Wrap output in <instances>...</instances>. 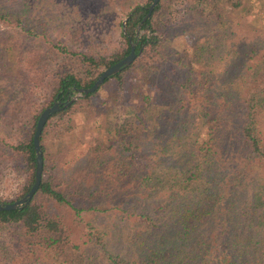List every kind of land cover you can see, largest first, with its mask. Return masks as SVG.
<instances>
[{
	"label": "trees",
	"instance_id": "1",
	"mask_svg": "<svg viewBox=\"0 0 264 264\" xmlns=\"http://www.w3.org/2000/svg\"><path fill=\"white\" fill-rule=\"evenodd\" d=\"M150 1L0 0V172L10 167L21 175L0 203L21 198L33 183L32 134L40 112L58 97L64 101L73 87L91 86L128 53L129 41L136 53L127 67L45 122L38 189L24 207L0 211V227L18 233L5 264H264V52L261 61L213 82L220 73L213 55L219 34L202 35L196 24L213 31L227 18L240 21L252 2L187 0L195 14L177 29L162 19L173 0H158L141 21ZM117 4L115 48L107 55L75 52L48 33L68 31L93 42L87 27L94 16L97 23L113 20ZM69 5L72 14L65 11ZM121 17H127L124 32ZM167 24L170 36L163 32ZM183 33L192 41L175 59L177 81L167 64L153 63ZM37 38L50 53L76 58V68L65 60L56 64L52 92L42 99L35 91L44 80ZM128 72L133 78L125 83ZM111 80L116 89L108 102L125 101V117L117 114L99 128L90 99ZM164 96V106L154 103ZM108 189L120 197H106ZM44 199L74 218L90 210L100 219L87 222L85 239L74 243Z\"/></svg>",
	"mask_w": 264,
	"mask_h": 264
},
{
	"label": "rangeland",
	"instance_id": "2",
	"mask_svg": "<svg viewBox=\"0 0 264 264\" xmlns=\"http://www.w3.org/2000/svg\"><path fill=\"white\" fill-rule=\"evenodd\" d=\"M132 1L140 2L141 0ZM250 2L252 3L249 4V9L251 12L249 16H247L246 18H242L237 22H233L231 19L227 18L226 20L222 21L221 25H217L213 31H211L210 29H206V24L205 28H203V21H196L197 25L199 23L201 24L199 32H201L202 35L210 36L215 33L216 35L217 33L219 34L216 42L217 46H219V50L213 55L215 59L214 61L219 63L220 73L217 74L218 76H214L213 82H223L225 81V76L230 75L232 71H237L238 69L245 68L246 65H254L255 63L262 60L261 54L264 52V36H262V27L264 23V7L260 6L256 0H251ZM119 6L122 5L117 4L114 6L113 11L116 17L113 20L110 19L105 20L104 22L97 23L98 20H96V16H94V22L87 27V33L91 32L96 38L93 42L90 41L92 38H85L84 40V38L78 35L76 36L69 34L68 31H66L64 35L63 31L59 32L58 30L52 33L48 31V33L53 37L60 38L62 41L64 40L68 48L75 52L107 55L113 48H115L114 37L116 28L112 22L116 23V21L119 19V16L121 15ZM167 6H170L172 8V13H166L167 11L165 10L163 12L162 19L170 22V27L172 28H175V26L177 25L178 29L180 22L189 19L190 16L192 17L195 14V10L191 8H189L188 10L187 0H173L171 3L167 4ZM65 11L72 14L70 5L66 8ZM30 12L34 15V9H30ZM39 15L45 17L43 13H40ZM60 19L62 20L63 17H60ZM123 19L124 18L121 17V21ZM170 27L167 24V26H165V28L163 29V32H165L166 35L169 36L171 33V30L169 29ZM3 29L4 27L0 26V32H2ZM190 40L191 39L187 36L186 33H183L182 38L178 39V41H173V39H171V41H173V43L169 47L171 49L167 48V50H165V47L160 49V52L156 57L157 59L153 64H157L158 66H161L160 64L164 65V63L167 64L168 71L170 70V75L178 81L179 74H176V72H179L178 69H176L178 64H174V62L175 59H177L180 55L181 49L187 42H190ZM36 41V45L41 52L40 64L43 69L42 73L44 74V80L35 91L39 92L38 98L42 99L48 98V96L52 92L51 84H49V82L52 73L57 68L56 64L59 63L60 60H65L69 67L76 68V58H70L69 56H66L63 59V55L56 56L53 52H49L51 48L44 40V38H37ZM251 50L253 51L251 52ZM132 74V72H128L125 74V83H129L132 81ZM115 89V81L111 80L106 84H103L97 94L93 95L90 99L92 101L90 102V104L94 108L98 107L99 109L101 120H95L96 123L99 122V128H102V123L104 121L113 118L117 114L119 117H125L124 115H120V112L121 114L123 113L122 111L125 101L122 100L117 104L108 102V94ZM165 100H167L165 96L161 101H159V98H156L154 100V103L164 106L163 104H165ZM127 105L129 106V104ZM193 111L197 113L196 109ZM80 150L81 149H79V151ZM2 164L3 161L0 160V165ZM20 182L21 175L18 174L13 168L7 167L4 171H2V173L0 172V195L11 196L16 191V187ZM106 191V197H120L116 196V192L114 190L109 192L108 189ZM159 195L163 196V193H159ZM43 206L45 209L48 207V211L50 213L57 214L62 226H64L65 231L68 233L70 239L74 243H80L83 239H85L87 222L89 223V225H93L100 219L98 215L90 210L82 212L80 218H74L70 210L66 209L63 212V210L58 209L46 199L43 200ZM110 221L111 218H107V223H109ZM17 234V230H15V228L13 227H0V264H5L9 259L8 257H5V255L10 252L13 244H15L14 240L15 238H17Z\"/></svg>",
	"mask_w": 264,
	"mask_h": 264
},
{
	"label": "water",
	"instance_id": "3",
	"mask_svg": "<svg viewBox=\"0 0 264 264\" xmlns=\"http://www.w3.org/2000/svg\"><path fill=\"white\" fill-rule=\"evenodd\" d=\"M158 0H151L149 5L147 6V12L145 16L142 18L141 21L147 19L150 16L151 11L153 10L154 6ZM130 13L128 14V16ZM127 16V17H128ZM127 17H125L121 21V30L124 32V26ZM139 26L140 23L137 25V30L135 32V36H139ZM135 43L132 41H129V51L128 53L115 62L114 64L108 66L105 68L100 74L97 75L91 86L85 87V88H78L73 87L72 88V94L68 95L67 98L64 101H61L60 99L55 100L50 106L44 108L40 114L37 117L34 131L32 134V147L34 151V159H35V168H34V177H33V183L30 186L29 190L19 199L11 202V203H0V211H6V210H14V209H20L24 207L32 198L35 191L38 189L40 180H41V174H42V154L40 149V144L38 142L40 133L43 129V126L47 119L54 114L55 112H58L62 109H65L68 107L73 101L76 99L87 95L88 93L93 92L96 90L104 81L105 78L111 76L112 74H115L121 70H123L125 67H127L135 58Z\"/></svg>",
	"mask_w": 264,
	"mask_h": 264
},
{
	"label": "flooded vegetation",
	"instance_id": "4",
	"mask_svg": "<svg viewBox=\"0 0 264 264\" xmlns=\"http://www.w3.org/2000/svg\"><path fill=\"white\" fill-rule=\"evenodd\" d=\"M58 99H60V100H61V98H59V97H58ZM61 101H62V100H61Z\"/></svg>",
	"mask_w": 264,
	"mask_h": 264
}]
</instances>
